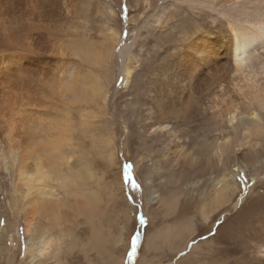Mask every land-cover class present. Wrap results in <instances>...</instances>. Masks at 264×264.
<instances>
[{
    "label": "bare ground",
    "instance_id": "1",
    "mask_svg": "<svg viewBox=\"0 0 264 264\" xmlns=\"http://www.w3.org/2000/svg\"><path fill=\"white\" fill-rule=\"evenodd\" d=\"M70 1L0 0V169L13 170V215L22 220L28 238L23 258L32 261L53 253L46 264H61L57 248L65 236H56V231L76 210L89 220L95 216V194L84 182L91 174L85 167L71 169V156L63 148L75 133L66 97L81 104L78 118L85 119L86 108L93 107L107 124L106 139L100 141L111 150L110 157L118 148L120 132L126 153V142L138 140L143 157L136 163L146 162L135 167V176L139 173L151 208L171 207L161 199L160 186L170 195L184 191L181 178L169 170L187 163L195 174L202 164L211 170L204 179L212 188L206 207H229L241 179L239 171L249 172L254 184L245 198L264 184V163L259 161L264 157V0H122L124 25L108 29L104 45L90 43L86 36L66 44L51 40L52 35L65 36ZM102 1V17L110 24V2L115 0ZM86 51L94 53L93 64L100 73L77 79L71 71L63 82L57 81L62 76H53L46 80L51 85L42 83L41 72L49 73L48 66L62 73L75 61L66 58ZM119 85L123 92L116 90ZM123 95L128 101L121 100ZM52 112H57V120ZM62 164L69 173L58 171ZM141 169L146 176L140 175ZM155 179L161 185H146ZM57 188L73 203L68 212L63 213L62 199L56 200ZM204 216L210 219L209 208ZM263 217L250 227L260 237L237 247L240 264H264V232L259 231ZM176 218L175 223L189 222ZM171 229L166 230V241ZM176 232L172 235L180 239ZM157 236L160 241L164 237L161 229ZM152 239L157 238L150 237L148 243Z\"/></svg>",
    "mask_w": 264,
    "mask_h": 264
},
{
    "label": "rangeland",
    "instance_id": "2",
    "mask_svg": "<svg viewBox=\"0 0 264 264\" xmlns=\"http://www.w3.org/2000/svg\"><path fill=\"white\" fill-rule=\"evenodd\" d=\"M102 3V0L98 2L96 0H71L67 7V19H64L65 33H63L65 36L63 39H59L60 35H52L51 40L63 41V44H66L67 41L80 40L86 36V41L89 40L90 43L100 44L104 42L105 44L106 31L110 28L115 30L116 25L120 28L124 25L125 6L122 0L110 2L113 7L112 13H114L113 20L110 24H107L104 16L102 17L104 6V3L103 5ZM93 58L94 53L87 51L78 58L70 56L66 58L68 61L75 60L70 68H67L69 67L67 65L65 68L67 70L62 69L64 72L61 73L60 69L55 71V65L48 66V69L47 67L46 69L49 73H44L47 72L45 69L44 74L41 72L40 79L43 76L42 81L43 79L44 81L42 83L46 84V80L49 78L52 79L53 76L61 78L62 76L63 80L57 81L63 82L71 71H74L77 79L88 74L95 76L100 71L93 64ZM50 69L52 74L55 75L51 74ZM109 72L110 70L107 73L109 74ZM2 76L1 74L0 77ZM47 83L51 85L52 81ZM145 89L147 88L144 87ZM116 90L124 91L120 85ZM69 99L72 98L66 97L64 105L67 106L66 110H70L67 116L72 121L71 124L75 133L73 141L63 148L65 154L71 156V169L85 167L91 174L90 177H85L84 182L87 184V190L95 194L96 211L95 216L90 219L92 223L88 224L90 217L85 218L76 210L73 212L74 217L71 218L70 222L66 223L61 231H56V236H65L60 243V247L57 248V256L62 261L61 264H240V261H237V257L240 255L236 251L238 245L249 241V239L252 241L253 238L260 237L253 235L255 232L250 227L259 225L260 222L255 219L260 215H264V184L254 187L253 192L245 198L248 189L254 184L250 181L249 172L239 171L238 175L241 179L236 182L238 188L236 195L232 196L233 202L229 204L228 208L217 210L214 206L206 207L212 188L204 182V179L211 170L202 164L196 169L198 172L195 174V170L192 173L194 167L187 163L176 168L171 167L169 170H174L176 179L181 178V188L186 195L183 194L184 191L170 195L172 192L166 193L165 189L160 186L158 193L161 194V199H167L171 207H166L168 209L162 211L155 208V206L151 208L150 205L146 204V196L148 195L143 186V181L138 179L139 173L137 177L135 176V167H141L146 162L144 160L139 165L136 163L143 157V153L138 148V140L130 143L126 142L128 152L126 153L125 148L120 146L125 135L119 131L120 133L116 138L119 143L116 144L118 148L113 149L112 157H110L109 152L111 150L105 149L100 141V139H106L105 130L109 129L107 124L103 123L102 118L93 107L86 108V112L89 114L85 119L78 118L80 109L77 107L81 104L77 102L79 104L77 105L76 101L74 103L73 99ZM121 100L128 101V97L123 95ZM71 103L75 105H69ZM107 107L111 109L110 104ZM75 110H78L79 114ZM57 111L61 113V111ZM56 115L57 112H52L51 117L53 116V120L54 117L57 120ZM81 123L84 124L83 129L79 128ZM109 158L113 159H111L112 162L109 161ZM240 160L246 161L245 158H240ZM59 161L64 162V160ZM259 161L263 164L264 157H260ZM146 164L151 165V162L149 161ZM143 166L147 168V166ZM62 167L63 169L60 170L59 168L58 171L69 173V169L66 168L65 164H62ZM126 168L127 175H125ZM246 170L251 172L250 166ZM260 171H264V167L260 168ZM140 175L146 176L145 169H141ZM128 176L132 177L131 182H129ZM153 182V184L148 182L146 185L154 187L159 184L158 179L153 180ZM13 183V170L9 167L1 168L0 264H46L53 259V253L52 256L48 255L45 258L32 261L27 259L28 257L23 258L24 243H27L28 238L24 234L22 220L13 215L15 213L14 198L16 199L12 188ZM133 185H137V187ZM174 185H177V183H174ZM173 186L171 185L170 189ZM57 192L56 200L62 199L64 203L63 213L68 212L71 210L72 201H65L63 190L57 188ZM237 201L239 204L235 206ZM182 206L185 209L181 215L178 212ZM131 208L135 212H132ZM208 208L210 219L204 218ZM141 217H143L144 223L140 222ZM176 217L182 220L187 219L189 222L187 224L183 221L175 223ZM261 224L263 228H260L259 231L264 232V219ZM175 226L177 227L175 228ZM92 227L93 231L91 230ZM168 228H175V231H177L175 234L179 233L180 239L172 235V232L175 231L171 229V236L166 241L165 236L169 237L166 233ZM160 229L164 236L161 237V241L157 236ZM249 229V236L245 239L244 235ZM135 236H139L136 241V254L129 260L128 253L132 250V241ZM150 237H156L157 239L155 241L152 239L148 243ZM179 240L182 241L179 242ZM253 256L258 258L256 253H253ZM245 260L251 261L248 256H245ZM253 260L257 262V259Z\"/></svg>",
    "mask_w": 264,
    "mask_h": 264
},
{
    "label": "snow or ice",
    "instance_id": "3",
    "mask_svg": "<svg viewBox=\"0 0 264 264\" xmlns=\"http://www.w3.org/2000/svg\"><path fill=\"white\" fill-rule=\"evenodd\" d=\"M125 175H127V168L125 169ZM129 182L132 181V177L128 176ZM134 187H137V185H133ZM141 223H144L143 217H141ZM139 239V236H135L132 241V250L130 253H128V258L131 260L132 256L136 254V241Z\"/></svg>",
    "mask_w": 264,
    "mask_h": 264
}]
</instances>
